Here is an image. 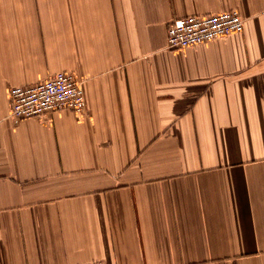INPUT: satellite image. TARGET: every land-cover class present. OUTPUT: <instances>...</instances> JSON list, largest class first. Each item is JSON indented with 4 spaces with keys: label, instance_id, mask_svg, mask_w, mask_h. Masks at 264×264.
<instances>
[{
    "label": "crops",
    "instance_id": "obj_1",
    "mask_svg": "<svg viewBox=\"0 0 264 264\" xmlns=\"http://www.w3.org/2000/svg\"><path fill=\"white\" fill-rule=\"evenodd\" d=\"M243 29L169 48L168 24ZM58 71L86 110L14 120ZM264 264V0H0V264Z\"/></svg>",
    "mask_w": 264,
    "mask_h": 264
},
{
    "label": "built area",
    "instance_id": "obj_2",
    "mask_svg": "<svg viewBox=\"0 0 264 264\" xmlns=\"http://www.w3.org/2000/svg\"><path fill=\"white\" fill-rule=\"evenodd\" d=\"M243 29V19L237 9H225L210 14H190L173 19L166 29L169 48H185L212 41ZM8 116L14 120L39 117L67 109L83 114L86 101L81 82L72 72L58 71L30 85L13 86L8 90ZM84 264H107L93 260Z\"/></svg>",
    "mask_w": 264,
    "mask_h": 264
}]
</instances>
